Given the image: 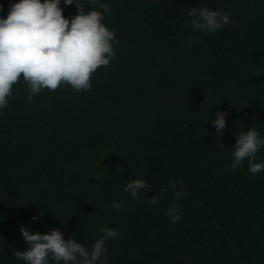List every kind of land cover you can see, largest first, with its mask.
Segmentation results:
<instances>
[{
  "label": "trees",
  "instance_id": "trees-1",
  "mask_svg": "<svg viewBox=\"0 0 264 264\" xmlns=\"http://www.w3.org/2000/svg\"><path fill=\"white\" fill-rule=\"evenodd\" d=\"M11 2L0 0L5 16ZM102 3L118 43L91 89L62 85L28 101L21 77L0 110V264H25L15 256L27 248L21 224L58 228L89 248L102 227L116 229L109 264H264V171L252 177L247 161L227 167L234 135L264 136V0L89 6ZM61 6L66 17L76 12ZM191 7L222 10L232 22L194 30ZM218 110L228 112L220 134L210 122ZM135 178L153 187L134 199L123 188ZM169 180L182 181L179 200L160 193ZM176 203L183 215L173 224L165 212Z\"/></svg>",
  "mask_w": 264,
  "mask_h": 264
},
{
  "label": "clouds",
  "instance_id": "clouds-1",
  "mask_svg": "<svg viewBox=\"0 0 264 264\" xmlns=\"http://www.w3.org/2000/svg\"><path fill=\"white\" fill-rule=\"evenodd\" d=\"M92 2L63 0V5H75L76 12L70 18L63 14L62 0H12L6 16L0 4V110L8 106L13 96L12 88L21 77L29 93L28 101L44 89L55 91L62 85H70L78 92L91 89L93 73L110 64L116 55L114 44L118 43L115 32L103 22L105 14H111L109 5L102 3L101 11L90 7ZM84 5L89 6L88 11ZM188 15L194 30L207 33H215L232 22L229 14L207 7H191ZM191 42L189 35L188 44ZM227 117L225 110L215 112V119L210 122L216 134L224 132ZM234 136L236 143L227 167L235 171L247 161L252 177L264 171V160L257 162V153L264 148V136L255 128ZM152 187L147 180L135 178L124 185L123 191L135 199L150 192ZM169 189L176 200L184 195L182 181L169 180L159 191L163 193ZM157 200L158 195H153L148 202L152 204ZM111 208L124 211L123 204L118 201H113ZM165 215L175 224L183 212L176 203L170 205ZM32 219L36 221L39 217ZM19 231L27 248L17 250L15 256L25 264H109L107 241L119 235L116 229L102 227L101 235L89 248L75 234L65 239L64 232L58 228L41 233L32 232L27 225L21 224Z\"/></svg>",
  "mask_w": 264,
  "mask_h": 264
}]
</instances>
